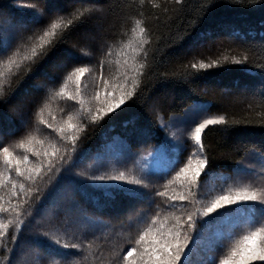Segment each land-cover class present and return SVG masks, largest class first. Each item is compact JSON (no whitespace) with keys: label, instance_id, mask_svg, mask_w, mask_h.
I'll return each instance as SVG.
<instances>
[{"label":"snow or ice","instance_id":"obj_1","mask_svg":"<svg viewBox=\"0 0 264 264\" xmlns=\"http://www.w3.org/2000/svg\"><path fill=\"white\" fill-rule=\"evenodd\" d=\"M226 2L228 0H213L205 5L193 17L191 27L185 29L184 35L173 43L184 40L193 31L198 32L195 37L197 41H215L217 33L211 28L203 31L200 29L205 22L211 23L213 13ZM260 3L264 6V0H260ZM36 4L38 7L15 6L25 7L31 12L35 17L31 26L27 21L12 15L13 5H8L7 10L0 8V55L11 52L7 58L9 67H20L14 57L22 42L31 41L30 55L20 59L29 62L25 76L34 75L41 69V62L67 42L77 23L95 22L93 33L83 37L86 47L93 52L107 47L102 42L98 43V30L104 27V18L100 14L102 6L94 5L88 15L75 13L65 23L62 16H52L54 12H67L66 8L57 7L56 0H36ZM180 15H184L183 11ZM45 20L50 23L47 27H41V34L37 35L34 26L43 25ZM261 25L264 26V20ZM58 29L65 31L58 36ZM140 33L147 34V31L140 28ZM150 43V39L141 37L134 47L129 45L134 54L132 63L125 58L123 70L118 69L108 79L103 76L101 61L99 85L87 98L82 95L81 76L92 70L73 66L84 58L79 50L74 52L69 49L57 54L54 67L58 74L48 81L32 85L38 93H44L43 97L35 96L29 100L27 97L31 93L27 89L21 95L20 83L23 81L6 90L2 83L4 73L0 72V188L10 186L9 208L3 207L4 196L0 195V213L11 211L16 215V219L10 218L9 223L0 221V238L9 235L13 245L8 250L9 256L0 259V264H32L30 259L22 258V253L25 257L39 255L41 259L53 261V264H87L86 241L90 237L96 238L91 227L99 221H93L75 197L81 182L97 181L118 182L123 185L121 191L124 195L131 198L121 221L122 228L127 225V236L122 247L117 245L113 249L111 260L114 264H264V141L258 145L236 148L238 153L242 150L246 158L258 159L260 171L257 175L261 177L258 184L254 177H250L252 183L240 185L237 183V175L217 171L213 163L214 157L209 155L202 134L211 127L220 126V131L227 138L234 130L233 126H238L241 122L229 121L226 115L201 118V114L209 107L207 104L194 108L190 117L187 113L180 117L170 116L167 123H164L161 116H155L153 123L160 130L175 128L176 124L184 127L165 132L164 143L147 154L152 159L162 160V166L152 169L145 159L140 179L127 180L124 172L115 176H88L83 172L73 171L77 166V157L83 155L79 149V144L82 143L79 134L86 132L90 126H100L101 122L113 126L111 122L116 117H122V127L127 129L132 126V130L142 136L150 134V128L140 124L142 117L137 111L138 104L141 108L149 107L148 99H151L149 95L141 104V97L151 83L143 79L152 70L146 50V45ZM137 49L140 50L139 53ZM105 54H111L110 47ZM140 56L143 62L136 59ZM87 58H92L91 53ZM234 63L242 64L243 61L236 60ZM191 67L197 70L191 77L194 79L219 65L217 61L210 64L200 61L198 64L192 63ZM180 75L185 82L189 79L187 74ZM73 77L76 89L66 98L72 104L67 119L43 121L46 129L51 132L49 137L37 140L36 125L40 121L33 122L31 117H39L44 111L47 105L42 101L49 98V94L50 98H55L64 93V87L56 92L49 89L48 85L58 82L66 84ZM162 78L169 79L166 75ZM261 94L264 95V83L261 84ZM151 107L154 111L155 106ZM33 145L36 147H32ZM168 146H172L173 155L167 154ZM16 148L23 149L20 156L14 154ZM190 148L193 150L190 151ZM4 170H7V175ZM53 172L56 173L54 184L51 183ZM240 172L255 173L256 170L245 166L242 159L236 163V173ZM170 174L171 178H168ZM45 176L49 178L51 186L43 195L39 194L41 190L38 187L35 190L30 186L26 187L28 182H43ZM161 180L164 181L163 184L158 183ZM216 181L221 183L217 185ZM177 184L181 190L169 195V186ZM34 191L37 207L47 202L46 215L51 225L49 231L52 228L63 230L66 234L71 231L73 238L79 241L77 244H62L59 239L50 238L48 232H40L45 224L34 223L38 212L32 204L24 207L23 211H18L25 203L20 200V194L27 197ZM17 200L20 201L19 204L14 203ZM135 202L146 203L147 209H137ZM115 203L113 200L108 206ZM21 216H24L23 220L20 219ZM10 227H14L16 231H10ZM52 246L58 249L55 256L47 253V247ZM56 257L59 258L58 261Z\"/></svg>","mask_w":264,"mask_h":264},{"label":"trees","instance_id":"obj_2","mask_svg":"<svg viewBox=\"0 0 264 264\" xmlns=\"http://www.w3.org/2000/svg\"><path fill=\"white\" fill-rule=\"evenodd\" d=\"M211 2L213 0H180V3H177V0H56L57 7L66 8L67 12H54L52 16L53 18L58 15L62 16L65 23L68 19H72L75 13L88 15L94 5L102 6L100 14L104 18V27L98 30V43L102 42L107 47L95 52L86 47L83 37L93 33L95 22L77 23L67 42L60 45L53 54L41 62L39 71L26 77L29 62L20 58L30 55L31 41L22 42L14 57L20 65L19 68L16 65L8 66L7 58L11 52L0 55V72L4 73L3 86L7 90L9 86L16 87L18 82L23 81L20 83L21 95L27 89L31 93L27 99L30 100L35 96L43 97L44 93H38L32 85L48 81L58 74V70L54 67L57 54L69 49L74 52L79 50L84 58L73 66L92 70L81 76L82 95L87 98L99 85L101 61H103V76L108 79L109 76L115 75L118 69L123 70L122 64L125 58L130 64L132 63L134 54L129 45L134 47L141 37L145 40L150 39L151 43L146 45V50L152 70L147 72L143 79L151 83L141 97V104L149 95L151 99H148L149 107L141 108L139 104L137 105V111L142 117L140 124L150 128V134L142 136L133 131L132 126L127 129L122 127L120 123L122 117H116L111 122L113 126L103 122L100 126H90L86 132L79 134L82 139L79 149L83 155L77 157V166L73 171L83 172L88 176H115L124 172L127 180L140 179L145 158L153 160L147 154L164 143L165 132L184 127L176 124L175 128L160 130L153 123L155 116H161L164 123H167L170 116L180 117L187 113L190 117L193 115L194 108L207 104L209 107L201 114V118L226 115L229 121L241 122L238 126H233L234 130L227 138L220 131V126L211 127L202 134L209 155L214 157L213 163L216 170L229 175H237V183L240 185L252 183L250 177H254L258 184L261 180V177L257 175L260 171L258 159L246 158V154L242 150L238 153L236 148L244 145H258L264 141V95L261 94V84L264 83V26L261 25V21L264 20V6H261L260 0H228L213 13L211 23L205 22L200 29L203 31L211 28L217 33L215 41H197L195 37L198 32L193 31L184 40L173 43L174 40L184 35L185 29L191 27L193 17ZM8 5L14 6L11 9L13 16L27 21L31 26L35 17L27 8L15 6L38 7L36 0H0V8L7 10ZM181 11L184 13L182 16ZM49 23V20H45L43 25L34 26L36 34H41L39 29L47 27ZM140 28H145L147 34L140 33ZM63 31L65 30L58 29L57 35L59 36ZM109 47L111 54L106 55ZM136 51L140 52L139 49ZM89 53H91V59L87 58ZM245 57H247L246 60ZM136 59L138 62H143L142 56ZM236 60L243 61V63L235 64ZM200 61L209 64L217 61L219 67L208 69L192 79L191 77L197 70L192 69L191 64H198ZM180 74H187L189 79L185 82ZM165 75L169 79H163ZM48 87L56 92H59L60 87H64V93L55 98H50L49 94V98L42 101L47 105L44 111L39 117L35 115L31 117L33 122L40 121L36 125L37 140L49 137L51 132L46 129L43 121L51 122L53 118L56 121L67 119V113L72 104L66 98L75 92V78L68 80L66 84L58 82L54 85L49 84ZM153 105L155 106L154 111L151 107ZM245 121L249 123H244ZM190 143L194 144V141ZM192 150L190 148V151ZM22 152L23 149L20 148L14 150L17 156H20ZM166 152L168 155H173L172 146H168ZM242 159L245 166L255 168L256 172L237 174L236 163ZM162 163L163 161L160 160L159 167ZM156 168L158 167L155 166L153 169ZM4 171L7 175V170ZM12 175L14 176L15 173L13 172ZM168 178H171V174ZM55 180L56 173L53 172L51 183L54 184ZM158 183L163 184L164 181L161 180ZM216 183L219 185L221 182L216 181ZM29 186L33 190L40 188L39 194L43 195L51 185L49 178L45 176L43 182L39 180L35 184L28 182L26 187ZM122 187L123 185L115 181L81 182L79 185V192L75 199L93 221H99L91 227L96 238L90 237L86 241L88 244L85 253L87 264H114L111 260L113 249L117 245L123 246L124 238L127 236V225L125 224L122 228L121 221L131 198L124 195L121 191ZM9 189L10 186L0 188V195L4 196L3 207L5 209L9 208ZM180 190L178 184L170 185L168 188L169 195ZM35 197V191L27 197L21 193L20 200L25 203L18 211H23L24 207L32 204L38 212L34 223L43 222L45 224L40 232H48L50 238L59 239L62 244H77L79 241L73 238L71 231L68 234L63 230L57 231L55 228L49 231L51 225L46 215L47 202L37 207ZM113 200L116 203L108 206ZM19 202V200L14 201L17 204ZM135 207L146 210L147 204L135 202ZM10 218L15 220V213L11 211L0 213V221L9 223ZM20 219L23 220L24 216ZM10 231L15 232L16 229L10 227ZM240 234L242 235L243 232ZM227 243L231 244V241ZM12 246L9 235L6 234L5 237L0 238V259L9 256L8 250ZM57 251L55 246L47 247L48 254L55 256ZM21 256L30 259L32 264H53V261L41 259L39 255L25 257L22 253ZM58 259L56 257L57 261Z\"/></svg>","mask_w":264,"mask_h":264},{"label":"rangeland","instance_id":"obj_3","mask_svg":"<svg viewBox=\"0 0 264 264\" xmlns=\"http://www.w3.org/2000/svg\"><path fill=\"white\" fill-rule=\"evenodd\" d=\"M145 159H147V162L152 169H153V167H155V166L159 167V165H160V160H157V159L149 160V158H145Z\"/></svg>","mask_w":264,"mask_h":264}]
</instances>
